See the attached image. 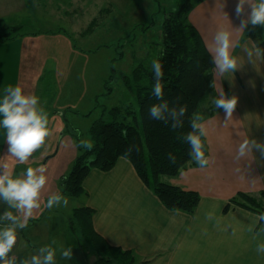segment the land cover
Masks as SVG:
<instances>
[{"label":"crops","instance_id":"1","mask_svg":"<svg viewBox=\"0 0 264 264\" xmlns=\"http://www.w3.org/2000/svg\"><path fill=\"white\" fill-rule=\"evenodd\" d=\"M222 3L225 4L224 8L221 7ZM237 3L238 0H204L191 10L189 19L199 31L207 49L221 26H239L241 18L235 13ZM247 11L250 9L246 7V14ZM252 28L249 25L242 33L234 31L233 39L237 46L232 49V54L239 58L243 67L234 75L216 77L214 95L206 103L208 107L202 110L207 128L204 139L209 165L204 168L192 166L179 176L168 179L174 185L200 193L201 200L193 213L167 209L141 179L133 163L124 157H120L109 170L91 169L83 180L87 194L78 196L80 202L71 212L69 207L63 206L46 209L44 204L48 196L60 192L61 179L68 173L79 153V141L65 130L63 117L66 112L62 110L65 105L60 109L61 106L57 103L63 97L58 94L52 97L43 94L39 96V107L48 114V101L52 102V112L48 118L49 128L55 135L52 141L49 137L29 162L24 164V171L28 167L44 166L47 177V183L41 192V208L30 219L39 217L42 213V222L49 214L53 216L56 213L60 216L65 231L69 230L68 220L74 209L88 206L94 211L95 230L110 245L131 251L134 256L132 264H264V252L257 251L258 245L264 244V219L259 214L234 204H230L225 210L228 202L238 193L258 194L264 190V154L253 149L245 158L237 159L238 147L243 140L250 138L264 142V59L254 58L252 64L245 54V49L256 45L248 34ZM255 29L256 33L264 35V27L257 26ZM45 35L24 36L19 39L18 44L22 50L19 61L21 70L12 72L11 61L14 59H10L8 71L4 72L5 84L20 85L23 91H27L25 94L36 95L34 91H30L31 88H27V83H37L40 80L44 67L40 58L44 55L40 54L39 60L31 57L47 38H53L57 43V65L52 67L59 70L60 80L57 83L62 80V53H74L72 40L58 34ZM36 56L38 57L37 54ZM35 64L37 68L30 67ZM88 80L75 78L77 83L85 85H88ZM222 89L226 96L238 97L233 116L227 122L224 110L212 105V99ZM103 91V84L98 92H89L86 87L76 93L77 99L88 98L93 103L95 97ZM2 131L5 133L3 128ZM3 139L0 158L7 154L6 133ZM88 140L92 142L91 138ZM8 163L15 175L19 164L11 158ZM62 195L70 202V196ZM7 208V204L0 200V219H3ZM12 211L13 214L20 215L15 210ZM8 226H11L10 221L0 222V228ZM69 232L77 240L70 230ZM24 240L25 247L22 249L30 254L33 249L29 245V239ZM63 243L62 248L70 247L69 243ZM74 252L81 260L76 248ZM21 255L26 254L23 252Z\"/></svg>","mask_w":264,"mask_h":264},{"label":"rangeland","instance_id":"2","mask_svg":"<svg viewBox=\"0 0 264 264\" xmlns=\"http://www.w3.org/2000/svg\"><path fill=\"white\" fill-rule=\"evenodd\" d=\"M184 1L0 0V35L15 27H21L10 40H0V98L4 94V88L9 86L4 83L6 79L4 72L8 71L10 59H14L11 61V71L17 73L21 70L19 61L22 50L18 44L20 38L39 34L68 37L72 40L74 53L69 54L68 51L62 53L60 64L62 80L57 83V80H60L59 70L52 67L57 65L55 61L57 43L55 39L47 38L46 42H41L42 45L37 50L38 57L36 54L31 57L33 60L37 58L39 60V55H44L40 58V62H43L41 65L44 66L43 74L37 83H27V88H31L30 91H34L37 97L43 94H48L49 97L61 95L63 100L57 103L61 106L60 109L65 105V108H62L66 112L63 117L65 130L78 141L90 139L93 122L101 115H104V120H112L109 111L113 107L127 108L133 103L134 108L130 107V110H138L134 97L126 87L124 76L130 75L140 63L152 64L157 60L162 48V22L165 14L176 10ZM30 67L37 68V65ZM75 78L89 79L88 85L77 83ZM101 84L104 91L95 97L93 103L88 98L77 99L76 93L86 87L89 88V92H98ZM105 84L111 88L110 93ZM26 92L24 90V93ZM51 103L48 101V116L52 112ZM125 114L126 117L128 114ZM121 116L123 115H120V119ZM131 116H128V121L132 120ZM140 124L144 139L142 123ZM0 129L2 156L1 143L5 133L1 127ZM54 135L52 132L51 141ZM16 170V176L22 175L25 170L24 164H19ZM70 199L68 205L63 206L69 207V212L80 202L79 197ZM41 215L30 219L25 229L17 228V243L10 253V258L15 259V264H24L33 255L39 254L40 247L51 245L57 250L56 264H81V260L74 252L77 240L74 236V241L72 240V234L68 229L64 231L60 216L56 213H53V216L49 214L41 222ZM2 220L7 221L0 219V222H3ZM24 238L29 239V245L33 249L30 254L22 249L25 247ZM62 243L65 245L69 243L70 247H73L71 261H66L60 256ZM23 252L26 255H21Z\"/></svg>","mask_w":264,"mask_h":264},{"label":"trees","instance_id":"3","mask_svg":"<svg viewBox=\"0 0 264 264\" xmlns=\"http://www.w3.org/2000/svg\"><path fill=\"white\" fill-rule=\"evenodd\" d=\"M204 0H185L174 11L166 13L162 22V48L159 59L163 65L164 99L170 106L187 105L188 112L181 119L183 127L171 128L172 118L157 121L150 117V105L157 103L152 96L154 84L152 64L140 63L130 75L124 76L127 89L138 105V110L113 107L109 114L112 120H104V115L95 120L90 128L94 147L89 151L79 147V153L69 172L61 179L60 194L78 197L87 194L83 180L91 169L109 170L120 157L129 159L137 173L150 187L163 205L169 210L193 213L201 200L196 190L185 189L172 184L168 179L177 177L184 170L197 165L188 153L190 145L183 134L190 131L189 116L198 105L208 103L214 95V66L202 36L189 19L196 4ZM21 27H15L0 35V40H8L18 33ZM255 28L248 34L256 45L264 49V35L256 33ZM108 82H106L107 84ZM105 84L108 92H111ZM203 110V109H202ZM125 113L128 115L125 117ZM120 115L122 118L120 119ZM131 121H128V116ZM140 122L144 132L140 131ZM180 137V139H177ZM204 151L207 153L205 139ZM128 149L131 152L128 153ZM169 154L175 157V163L169 160ZM230 204L264 215V190L258 194L238 193ZM93 209L81 206L74 209L69 217V230L77 238V250L83 264H132L131 251L123 250L107 243L93 226Z\"/></svg>","mask_w":264,"mask_h":264},{"label":"clouds","instance_id":"4","mask_svg":"<svg viewBox=\"0 0 264 264\" xmlns=\"http://www.w3.org/2000/svg\"><path fill=\"white\" fill-rule=\"evenodd\" d=\"M222 8L225 4L222 3ZM246 7L250 9L246 14ZM236 16L240 19L237 27L231 28L221 26L215 33L212 42L208 45L211 54L215 80L210 87L215 89L216 77H227L243 67L238 57L232 54V49L237 46L233 39L235 32H244L249 25L253 28L264 27V0H238L235 8ZM226 16L227 13H225ZM231 23V22H230ZM247 60L254 63L255 59H264V49L253 45L245 49ZM154 84L152 85V96L158 101L150 105L148 112L151 118L157 121H167L168 116L172 118L171 128L175 130L183 127L181 119L187 112V105L179 107L170 106V102L164 99V77L163 65L159 59L152 62ZM238 97H228L223 89L212 99V105L225 112V122L232 118L237 106ZM39 97L34 94H25L20 85L7 86L0 98V127L5 130L7 154L0 158V200L7 204L8 209L3 213V219L10 221L11 226L0 228V264H15L14 258H9L14 246L17 243L16 229H25L28 221L33 217L34 212L41 208V192L47 183L45 175L46 168L28 167L22 175L16 176L10 169L8 159L15 160L18 164L29 162L33 154L39 150L52 135L49 128L48 114L39 107ZM206 103L200 104L197 110L189 116L190 131L183 134V139L190 145L188 153L190 159L199 167L204 168L210 163L205 156L203 138L207 136V128L204 123L202 109L207 108ZM168 114L166 116L165 114ZM180 139V137H177ZM85 150H91L94 145L90 140L81 139L77 145ZM259 150L264 154V142L256 139H245L239 145L237 159L245 158L252 150ZM128 153L131 149L127 150ZM171 163H175V157L169 154ZM68 199L60 193L48 196L44 207L53 209L60 206H67ZM16 213L20 215L13 214ZM264 219V215L261 216ZM258 252H264V244L258 245ZM60 256L66 260L73 259V247L62 248ZM57 250L51 245L40 247L39 254L33 255L24 264H56Z\"/></svg>","mask_w":264,"mask_h":264}]
</instances>
